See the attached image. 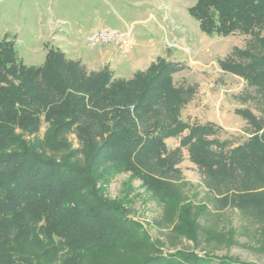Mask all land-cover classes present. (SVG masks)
I'll list each match as a JSON object with an SVG mask.
<instances>
[{
    "label": "trees",
    "instance_id": "1",
    "mask_svg": "<svg viewBox=\"0 0 264 264\" xmlns=\"http://www.w3.org/2000/svg\"><path fill=\"white\" fill-rule=\"evenodd\" d=\"M189 14L205 34L248 36L218 61L245 81L240 101L259 112L234 110L249 128L242 142L181 117L195 92L173 80L181 62L158 56L117 77L108 64L89 69L54 48L26 65L0 41V264H251L163 254L129 208L104 194L116 174L129 173L166 205L160 224L190 237L207 207L264 225V0H196ZM170 137H179L174 148ZM182 149L207 190L196 213L182 203Z\"/></svg>",
    "mask_w": 264,
    "mask_h": 264
},
{
    "label": "rangeland",
    "instance_id": "2",
    "mask_svg": "<svg viewBox=\"0 0 264 264\" xmlns=\"http://www.w3.org/2000/svg\"><path fill=\"white\" fill-rule=\"evenodd\" d=\"M136 1L140 0H0V41L5 37L12 42L26 65L41 64L50 48L61 50L68 58L80 59L92 53V48L109 45L119 60L111 64L105 58H90V62L94 66L108 64L115 76L129 77L137 68L126 64L136 42L133 34L126 49L113 43L90 47L86 38L101 27L131 31L128 26L132 25L138 31L142 25H153L156 30H148L149 37L164 49L161 57L185 65L173 74L175 84L195 89L181 117L190 123L212 122L220 126V139L229 138L234 143L245 140L249 128L234 110L248 108L256 115L259 112L253 101H240L246 90L245 81L222 70L218 61L227 58L234 47L243 48L248 36L238 32L228 36L202 32L198 21L189 14L196 0ZM147 39L143 36L140 40ZM148 62L144 60V64ZM44 130L43 124L40 136ZM178 141L179 137H170L166 144L174 148ZM182 152L183 159L178 164L186 183L182 203L191 204L196 213L200 205L207 203V190L186 149ZM104 194L129 208L128 217L143 225L163 254L192 251L241 263L264 264V225L248 224L235 209L214 213L207 207V213L195 219L196 228L190 237L175 231L173 225L160 224L167 220L166 205L154 199L129 173L116 174L104 187Z\"/></svg>",
    "mask_w": 264,
    "mask_h": 264
},
{
    "label": "crops",
    "instance_id": "3",
    "mask_svg": "<svg viewBox=\"0 0 264 264\" xmlns=\"http://www.w3.org/2000/svg\"><path fill=\"white\" fill-rule=\"evenodd\" d=\"M136 2L140 4L141 0L136 1ZM143 21H145V19H143ZM128 27H131V31L135 37L136 42H135L132 52L126 58L127 60L126 64L128 67L136 66L137 67L136 70L145 69L155 57L162 56L163 51H164L162 47L159 48L158 46H156V42H152L153 41L152 38L149 37V35L151 34H149L148 30L154 32L156 28L153 25L146 24V25H142L138 31H135L132 25H129ZM143 36L148 37L147 42H143L140 40L141 37L143 38ZM148 41L150 43H148ZM92 50H94L92 51V53L86 54L87 57L85 58L83 56L79 57L89 69L96 70L103 66L102 64L98 66L92 65V62H90L89 60L90 58H93V60L105 58V62L106 63L110 62L111 64L115 62L114 60H119L117 59L115 55H112L114 53L113 51L114 48H112V46H109V45L108 46H97L95 48H92ZM76 58H78V56ZM144 60H148L149 62L147 64H144Z\"/></svg>",
    "mask_w": 264,
    "mask_h": 264
},
{
    "label": "built area",
    "instance_id": "4",
    "mask_svg": "<svg viewBox=\"0 0 264 264\" xmlns=\"http://www.w3.org/2000/svg\"><path fill=\"white\" fill-rule=\"evenodd\" d=\"M86 41L90 47L113 43L120 48L126 49L131 45L133 38L131 31L101 27L88 35Z\"/></svg>",
    "mask_w": 264,
    "mask_h": 264
}]
</instances>
